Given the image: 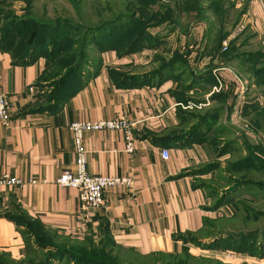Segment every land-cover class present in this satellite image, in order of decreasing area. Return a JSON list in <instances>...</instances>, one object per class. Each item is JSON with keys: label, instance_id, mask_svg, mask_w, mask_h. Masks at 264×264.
<instances>
[{"label": "crops", "instance_id": "crops-1", "mask_svg": "<svg viewBox=\"0 0 264 264\" xmlns=\"http://www.w3.org/2000/svg\"><path fill=\"white\" fill-rule=\"evenodd\" d=\"M233 1L246 3L245 17L251 31L242 45L245 48L230 64L245 81L244 86L229 83L233 84L232 95L240 92L244 99L240 103L241 111L235 112V109L232 114V121L236 122L232 123V132L239 135L238 121L251 118L244 113L245 106L257 101L264 103V74L257 77L254 72L264 69V0ZM204 26L198 25L193 32L205 31ZM177 33L178 30L171 35L166 33L167 37L158 35L166 37L164 47L144 49L135 55L118 57L115 51L101 52L100 69L89 68L84 85L69 89L68 95L52 110L45 107L44 94L49 92L51 81L47 80V59L40 56L22 63L0 48V91L10 101L9 125L0 120V176L8 173L24 181L21 186H0V264H29L24 261L29 257L27 238L30 236L26 229L30 223L51 230L59 239L79 242L90 239L98 243L106 233L119 247L141 255L176 254L184 249L195 255L224 252L202 249L181 240L207 235L208 223L213 220L214 230L221 231L223 227L220 224L218 227V220L223 217L222 206L213 208L212 197L199 185V176L192 171L195 167L210 165L215 159L212 146L210 149L209 143L200 142L199 135L203 132L181 146L170 143L180 128L184 131L191 128L181 121L176 106L181 94L179 82L171 76L160 85L120 86L109 74L111 67L153 63L154 56L161 55L162 50L176 49L189 50V63L203 72L208 58L192 60V32L184 35L185 42L172 39L177 38ZM214 63L221 61L215 59ZM126 71L143 73L149 69L138 63ZM211 81L204 79L200 85L208 86ZM257 90L263 93L255 96ZM110 118H125L135 123L134 151H126L123 129L87 132L84 135L88 147L87 169L91 174L129 176L132 184L108 188L103 205L86 215L81 211L79 190L57 184L64 171L75 169L70 125L75 121L97 122ZM222 119L221 115L215 130L223 126ZM244 133L251 146L262 144L264 147V135L250 129ZM165 148L170 150L168 159L162 156ZM207 176L211 173L201 177Z\"/></svg>", "mask_w": 264, "mask_h": 264}, {"label": "rangeland", "instance_id": "rangeland-1", "mask_svg": "<svg viewBox=\"0 0 264 264\" xmlns=\"http://www.w3.org/2000/svg\"><path fill=\"white\" fill-rule=\"evenodd\" d=\"M132 1H140L141 3L149 4L151 11L153 9L154 11L165 13L169 12L166 17L167 20L165 21L154 18L153 21L161 23L159 25L155 24L156 26H154L148 16L139 12L135 13L136 15L132 17L131 20L126 21L121 28L111 31V35H98L95 34V32H87L85 28L88 26L99 25L102 21L111 19L121 12L123 13L127 8L126 5L129 0H0V9L6 11L10 8L19 16L29 13L38 20L45 19L46 21L54 22L58 19H66L68 22H72V24L67 27L66 38L63 39L64 41L59 46L61 48L62 55L63 52L66 53L63 57H68L73 60V53H76L75 55H78V57H81L82 53L89 56L88 63L91 65L87 70L85 68V75L88 73L89 68L100 64L98 57H101L102 48V50L108 48L103 51L104 53L115 51L118 57L121 55H135L137 53H141L144 49H153L151 47H147L141 50L140 45H138L133 51L129 53L124 52V50L130 45H136V36L144 27H148L147 32L155 38L159 37L158 35L163 34L167 37L166 33L170 34L175 31L177 32L178 30V33L176 34L177 38H172L173 40L177 39V42L178 40L185 42L186 40H184V35L192 32L191 42L194 56L192 57V60L196 61L198 60V57H205L208 58L206 67H212L213 71L223 66L229 67L233 71L235 70V72L237 71L234 66L230 65V63H224L223 53H227L228 51L241 52L242 49L245 48V46L242 47V45L250 37L251 33L248 21L245 17L247 7L246 3L236 4L233 0ZM161 5L164 7H161ZM170 7L172 9L171 11H168ZM146 21H150L148 25ZM76 24L85 26L84 30L82 29L83 27H77ZM200 24L205 25V31L199 30L193 32ZM78 34L79 36H77ZM166 37L158 38V43L161 44V48L165 45L167 40ZM68 39L76 45L75 48L77 50H74V52V48L69 51L66 49V46H68L67 44L70 43L69 41L66 42ZM100 46L103 47L100 49ZM115 46H117V48H115ZM43 48L45 50H41L40 52L46 56H48V53L53 50V48L51 51L50 49H46V47ZM173 52L162 50L160 53L162 56L169 57L168 54L171 56ZM215 59L221 60V63L215 64ZM138 63L139 65L141 64L144 66V69L148 68L149 70L158 66V62H153V64L152 61H148L143 63H133L132 67L135 68ZM53 65L54 64L52 62L50 67L51 70L49 72L55 73L54 75H56L58 71H60V67L56 64L54 66ZM130 67L131 66L115 69L125 72L126 70H131L132 67ZM63 69L65 68H62V70ZM238 75L245 84L242 76L240 74ZM176 81L179 82L178 89L181 92L179 100L191 99L197 101L203 100L204 102H207L206 105L197 110L205 109L208 111L207 109L214 108L215 106L217 107V104L224 106V112L221 114L223 117L222 127L224 128L215 130L216 128L213 125L217 123V121L212 124L211 127L208 125L204 127L202 130L203 133L201 132L202 134L199 135V139L200 137L202 139L200 141L201 143H209L208 146L210 149L213 148L215 159H213L211 164H213L212 167L214 169L208 171L211 169V164H205L202 167H195L192 170L194 174L199 176L197 181L199 185L206 188L209 195L212 197L214 205L213 208L216 209L222 206L220 213L223 220H218V227L219 224L220 226L222 225L223 228L221 231L225 234L235 233V235L240 238H243L248 234H257L260 236L259 240L264 241V166H257L258 168L250 167L248 169H238L235 168L236 165L234 164L239 159L246 157L248 153L244 141L246 140L247 135L244 132L247 129H250L254 133H257V135H264V133H262L264 131V123L260 124V120L254 124L249 119L238 121L241 126L238 128V135L237 132H232V123L235 122L232 121V114L235 109V112L241 111L240 103L244 99L243 96L239 94L240 92L232 95L231 89L233 84H225L221 90L217 91L212 89L217 84V80L208 86H201L200 84L203 83V81L192 82V89L186 87V85H190L191 82H185L181 79ZM204 87H207V89H200ZM244 89L245 88H243V91ZM220 93H226V100L225 98L223 100H219V103L218 101L215 102V100H212V96ZM262 93V91L257 90L254 95L259 96ZM213 101L215 103H212ZM263 104L264 103L261 105V103H259L258 105L263 106ZM195 123L197 122L193 119L184 121V125L190 127H192ZM214 137H217L215 143H213ZM239 137L240 140L238 141ZM234 148L235 150H233ZM224 149L229 153L221 155V150L223 151ZM243 150L245 153H243ZM210 157H212L211 154ZM232 167H234V169ZM209 172L211 173L210 177H201ZM212 225H214L215 228L216 224L214 220L212 221ZM32 229L40 234L39 229L33 227ZM49 239L53 244H56L57 247L60 246L61 249L66 248L78 256H89L91 253L90 249H81L82 245L80 244L82 242L56 239L53 235L49 236ZM99 242L94 243L92 248H103L104 251L102 252L108 254V256H106V258L109 259L108 264H264V257L261 258L256 256L259 255L261 251H264V249L260 248L261 245L264 244H261V242L258 244V239L252 241L248 244L247 248L240 251L235 250L233 247L226 249L237 253L238 258L225 257L223 253H213L212 255H203L198 257H193L185 253V255L176 259L161 254L154 255L153 257H141L133 251L114 246L107 240ZM97 255L103 254L97 253ZM99 257L101 258V256ZM73 259L74 258L71 256L69 262H72Z\"/></svg>", "mask_w": 264, "mask_h": 264}, {"label": "trees", "instance_id": "trees-1", "mask_svg": "<svg viewBox=\"0 0 264 264\" xmlns=\"http://www.w3.org/2000/svg\"><path fill=\"white\" fill-rule=\"evenodd\" d=\"M125 11L111 19H107L99 23L96 26H81L76 24L77 27H83L82 29L87 32H95L98 35H111V31L119 29L123 26L126 21L131 20L134 17L135 13H143L148 16L153 25L161 24L159 22L153 21L154 18H158L161 20H167V15L169 12H160L154 11L150 8L149 4L141 3L140 1H132L129 0L128 4L126 5ZM161 7H164L161 5ZM171 7L168 11H171ZM166 18V19H165ZM163 21V22H165ZM147 25L149 24L148 21ZM72 24V22H68L66 19H58L54 22L46 21L45 19H36L31 14L26 13L25 15H17L12 9L9 10H2L0 9V48L4 51L10 52L16 61L25 63L27 61H34L39 56H43L47 59L46 61V70L49 74L47 80H51L49 84L50 90L49 92L45 93V99L47 100L46 109H55L60 101L68 95L69 89L73 87H81L84 85L85 81L88 78V75H85L84 70L88 69L91 65L89 62V56L87 54L82 53L81 57L75 55L73 53L74 58L73 60L68 57H63L66 53L61 52V48L59 45L62 44L64 41L63 39L66 38L67 35V27ZM145 25V26H147ZM148 27H144L136 36V45H130L124 52L129 53L137 48L140 45L141 50L147 47L156 48L160 46L158 38L160 37H152L151 34L147 32ZM108 33V34H107ZM80 34V33H79ZM79 34L77 36H79ZM68 37V36H67ZM70 37V36H69ZM152 38V39H151ZM66 40V39H65ZM68 43L66 49L69 51L70 49L77 50L75 48V44L71 40H67ZM100 42V41H99ZM101 43V42H100ZM102 45V44H101ZM42 47V48H41ZM46 49L53 50L48 53L49 55L46 56L42 54L40 51ZM103 46H100V49ZM109 47V46H108ZM117 48V46H115ZM57 49V51H56ZM103 49V48H102ZM101 52L107 50L104 49ZM55 50V51H54ZM229 50V49H227ZM227 52V51H226ZM72 53V52H71ZM190 51H180L177 49L174 51L171 56H162V55H155L154 62H158V66L155 68L150 69L147 72L143 73H131L129 71H118L114 67L109 69L110 77L120 86H135V85H160L163 81L170 78L171 76L175 80H183L187 82L189 78H191L190 85H186L187 88H192V82H202L204 79L212 80L209 84H213L216 82L215 77L212 73V67H207L203 72L196 70V67L191 66L189 63V56ZM238 52H231L228 51L227 53H223L224 63L228 62V64L232 62L234 56H236ZM99 58L98 65L95 66L96 69H100L102 65L101 57ZM261 59V57H259ZM200 59V57H198ZM258 59V61H260ZM49 61V63H48ZM197 61V60H196ZM221 61V60H220ZM58 65L60 67V71L56 75L55 73L49 72L51 69V63ZM53 65V66H54ZM62 68H65L62 70ZM254 72L257 74V77L264 74V69H256ZM264 91V88H262ZM226 93L215 94L212 96V100H216L219 103V100H226ZM181 97V94H179ZM189 101L194 102H204L203 100H178L179 103H188ZM52 102V104H51ZM258 102H251L250 104L245 106V114L250 116L251 120L254 124L257 121H260V124L264 123V106L258 105ZM179 107V116L181 121H186L189 119L195 120V123L188 131H184L183 128L179 129L180 133H177L174 137L170 139V143L172 146H181L186 141L193 138L196 134L201 132L204 127L212 126L215 122H217L224 112L223 105H217V107L202 110H197L198 108L193 109H184L181 105ZM206 111V112H205ZM205 112V113H202ZM215 125V124H214ZM213 125V126H214ZM263 126V125H260ZM224 128V127H221ZM245 141V146L247 147V155L236 161L234 164L236 165L235 168L243 169V168H250V167H261L264 166V147L262 144L257 146H251L247 140ZM216 142V138H213V143ZM226 153L225 149L221 150V155ZM211 169L213 164L210 165ZM234 169V167H232ZM207 171V172H208ZM219 207V206H218ZM33 228H37L40 231L38 234ZM214 225H212V221L208 223V233L203 237H183L181 240H184L187 243H192L202 249L207 250H218V251H225L227 248H234L235 250H243L248 247L252 241L258 239V244H264V241H260V236L255 234H248L245 235L243 238L237 237L235 233H224L223 231H214ZM29 238H27V253L29 255L28 259L24 261L25 263L29 264H108V260L106 256L108 254L103 253V248L100 249H93L94 241L86 240L83 241L80 245H82L81 249L88 250L90 249V254L88 255H77L72 251L67 250L66 248H60L53 244L49 236L53 235L56 239L60 238L58 235L54 234L51 230L38 226L35 223H30L27 226ZM212 232H211V231ZM33 235V237H32ZM264 235V234H263ZM42 236V237H40ZM31 237L33 240H31ZM65 240H72L71 238H63ZM109 241L114 246L116 243L113 239L105 233L101 238L100 242L102 241ZM99 242V243H100ZM119 247V246H118ZM122 248V247H119ZM261 249H264V245H261ZM124 249V248H122ZM49 250V251H48ZM74 250V249H72ZM129 250V249H125ZM45 251V252H44ZM132 251V250H129ZM134 252V251H133ZM97 253H101L103 255H97ZM136 253V252H135ZM188 254L193 257L203 256V255H195L189 249H184L180 253L176 254H168V253H155L150 255H140L141 257H153L154 255H165L171 257L173 259L179 258L183 255ZM72 254V255H71ZM262 255V256H260ZM74 258L72 262H69L70 258ZM101 256V258L99 257ZM257 257H264V251L260 252Z\"/></svg>", "mask_w": 264, "mask_h": 264}, {"label": "built area", "instance_id": "built-area-1", "mask_svg": "<svg viewBox=\"0 0 264 264\" xmlns=\"http://www.w3.org/2000/svg\"><path fill=\"white\" fill-rule=\"evenodd\" d=\"M213 75L217 80V84L212 88L213 90H221L225 84L232 82L244 86L239 75L229 67H219L213 71ZM206 104L207 102L191 101L187 104L177 103L176 106L181 105L184 109H200ZM9 109V98L4 92L0 91V120L5 125H9ZM134 125V122L125 118H110L97 122L75 121L71 123L70 129L73 133L75 149V169L64 171L57 179V184L61 187H70L79 190L81 211L84 214L87 215L93 209L103 205L104 193L108 188L130 186L132 184V178L129 176H108L89 173L87 169L88 147L84 141L85 133L104 129H123L127 139L126 151L132 153L134 151L132 130ZM162 156L168 159L170 157V150L167 148L163 149ZM23 184L24 181L21 178L14 177L8 173L0 176V186L2 187H16ZM223 254L225 257L238 258L237 253L231 252L230 250L224 251Z\"/></svg>", "mask_w": 264, "mask_h": 264}]
</instances>
